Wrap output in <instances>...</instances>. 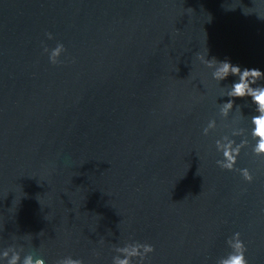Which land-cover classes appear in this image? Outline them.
<instances>
[{
    "label": "water",
    "instance_id": "1",
    "mask_svg": "<svg viewBox=\"0 0 264 264\" xmlns=\"http://www.w3.org/2000/svg\"><path fill=\"white\" fill-rule=\"evenodd\" d=\"M201 56L264 72V0H0V264H99L105 222L117 257L154 247L131 264H218L236 232L264 264L255 105L224 115L238 78Z\"/></svg>",
    "mask_w": 264,
    "mask_h": 264
},
{
    "label": "clouds",
    "instance_id": "2",
    "mask_svg": "<svg viewBox=\"0 0 264 264\" xmlns=\"http://www.w3.org/2000/svg\"><path fill=\"white\" fill-rule=\"evenodd\" d=\"M48 38L51 39V33H48ZM45 51H48L45 48ZM65 51L64 45L57 44V46L51 50L49 60L52 64L59 62V57ZM202 62H206L209 65L216 63L219 66L214 72V78L216 80H226L230 76L237 77V81L233 82L230 86V90L227 93L229 99L222 107V112L227 115L233 107L236 105L237 99L250 98L252 104L255 105L256 114L251 117V136L255 140L253 152L258 156H264V84L259 83L264 81V72L256 68H244L241 69L238 65H233L231 62L216 61L215 58L208 59L204 56L200 57ZM212 126L211 124L209 125ZM204 134H207V129L204 130ZM216 148L222 153L223 160L218 161L221 169L228 171H239L243 179L247 182H252L253 176L249 169H236L237 159L240 156L241 149L239 146H233V142L221 143L216 141ZM230 247L233 249L226 258H221L218 264H248L245 252L246 247L244 242L240 238V233L236 232L228 240ZM154 247L147 243H135L130 248L125 247L121 249L125 254L121 257H116L113 260V264H131L132 257H140L144 260L148 254L154 252ZM8 255L7 252L4 253ZM8 264H45V260L40 257H33V255L27 254L21 260L19 254H14L8 261ZM57 264H83L80 259H73L66 257L57 261Z\"/></svg>",
    "mask_w": 264,
    "mask_h": 264
},
{
    "label": "flooded vegetation",
    "instance_id": "3",
    "mask_svg": "<svg viewBox=\"0 0 264 264\" xmlns=\"http://www.w3.org/2000/svg\"><path fill=\"white\" fill-rule=\"evenodd\" d=\"M115 237V243L113 242ZM115 247V258L117 257V224L115 229V236L112 234V230L109 222L105 224H99L96 234V253L98 255L99 264H111L112 252ZM8 263V262H5Z\"/></svg>",
    "mask_w": 264,
    "mask_h": 264
}]
</instances>
